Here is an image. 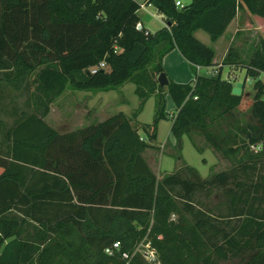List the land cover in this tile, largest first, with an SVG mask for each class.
<instances>
[{
	"label": "trees",
	"instance_id": "1",
	"mask_svg": "<svg viewBox=\"0 0 264 264\" xmlns=\"http://www.w3.org/2000/svg\"><path fill=\"white\" fill-rule=\"evenodd\" d=\"M146 4L165 27L138 29L136 0H0V88L17 94L31 76L35 87L29 111L12 106L0 151V264H264V0ZM239 13L263 23L245 67L256 86L244 120L235 112L243 93L231 94L230 75H198L196 67L213 66L215 52L194 36L200 30L217 41ZM174 49L195 79L160 87L162 58ZM237 58L229 49L223 64ZM100 63L104 69L88 72ZM126 83L139 100L130 115L119 111L70 131L44 119L67 86L100 91ZM166 96L175 108V145L187 135L197 146L193 138L201 136L228 169L202 178L177 157L172 172L152 171L142 153L169 118ZM151 97L153 120L138 123ZM199 193L214 194L217 205L195 199ZM116 241L119 248L105 253ZM141 242L156 250L157 263L135 251Z\"/></svg>",
	"mask_w": 264,
	"mask_h": 264
},
{
	"label": "rangeland",
	"instance_id": "2",
	"mask_svg": "<svg viewBox=\"0 0 264 264\" xmlns=\"http://www.w3.org/2000/svg\"><path fill=\"white\" fill-rule=\"evenodd\" d=\"M177 1L183 5H188L191 0ZM137 2L138 4H143L146 3V0H137ZM147 9L150 12L152 11L151 8ZM138 15L142 18L145 25L150 22L149 26L152 29L157 27L158 21L155 19L156 17L148 16L143 10H140ZM262 25L261 21L254 20L249 16L242 17L239 13L233 24L228 28L225 37L219 39L216 43H212L208 35L202 31L197 33L196 38L206 46L214 49V58L216 57L217 67L222 71V78H225L228 74L230 78L236 79V83L243 82L246 79L245 67L252 54V48L263 39ZM229 49L235 50L238 58L235 63L227 66L223 64V60ZM151 67V65L148 66L149 69ZM32 78L31 76L29 79V87L17 94L5 86L0 88V96L1 94L4 95V97H0V151L4 152L7 148L5 136L7 129L11 127L14 120L11 117L12 106L14 110L18 111L30 110L27 109L26 105L29 103L30 93L35 88L34 85L30 84ZM258 80L264 85V74H260ZM255 86L256 80L246 79L243 89V101L235 111L242 120L246 118L249 111ZM120 88L100 90L98 92H101V94L95 96V92H97L95 90L79 91L67 86L63 93L54 99L50 111L44 119L59 131H70L90 122L103 120L118 111H124L127 114L131 113L139 104V100L134 94V85L127 83ZM169 101L173 105L170 98ZM173 111H175V108ZM154 113V103L151 100L140 112L137 122L151 123ZM173 117L174 114L170 115L166 120L159 121L156 140H147V142L152 144V147L146 148L142 153V156L158 177H162L176 168L177 157L194 167L202 178H207L213 173L229 168L230 162L209 148L201 136L195 135L193 138L198 147L192 144L187 135L182 136L180 147L176 146V141L170 136L169 132ZM141 135L143 134L141 133ZM195 199H199L208 207H214L218 201L214 194L205 197L203 193L197 194ZM143 249H146V252L149 251L148 245L146 244ZM242 262L243 258H233L221 261L219 264H242Z\"/></svg>",
	"mask_w": 264,
	"mask_h": 264
},
{
	"label": "crops",
	"instance_id": "3",
	"mask_svg": "<svg viewBox=\"0 0 264 264\" xmlns=\"http://www.w3.org/2000/svg\"><path fill=\"white\" fill-rule=\"evenodd\" d=\"M137 1V0H136ZM147 1V0H146ZM175 1V4L176 3H179L177 0H174ZM180 5L182 6H186V5H183L181 3H179ZM140 5H144V8H140L138 10V12L140 10H143L145 11V13L148 15V16H151V17H156L155 19H157L158 21V25L157 27L155 28H151L149 26V23L147 22L146 25L144 24V21L142 20V18L138 15V12H137V16L139 18V23H140V26H143L145 29H147L148 31L150 32H155V31H158L160 29H162L163 27H165V22H164V17L163 15H160L151 5H147L146 3H143V4H140ZM147 8H151L152 11L151 12H154V13H151ZM234 21V20H233ZM233 21L230 23V25L227 27L225 33L223 36H221L219 39L225 37V35L227 34L228 32V28L233 24ZM200 31V30H199ZM199 31H196L194 33V36L197 37V33ZM203 32V31H202ZM207 35V34H206ZM218 39V40H219ZM217 40V41H218ZM217 41L215 42H212V43H216ZM201 42V41H200ZM213 49V48H212ZM214 50V49H213ZM216 51V50H215ZM225 54V53H224ZM216 58V57H215ZM215 58L213 59V66L211 67H208V68H204V67H201L199 70L196 69L197 73L199 76H205V71L206 69H211L213 70L214 68L217 67V61L215 60ZM162 67H163V70L166 74V77H167V80H170L171 82L175 83V84H179V85H188V84H191L193 83L194 79H195V75L193 74L192 72V69H191V65H189L183 58L182 56L179 54V52L177 50H171L169 51L168 53H166L163 58H162ZM222 72V71H221ZM222 74V73H221ZM228 76V74H227ZM127 84V83H126ZM126 84H124L123 86H125ZM132 84V83H131ZM133 85V84H132ZM122 86V87H123ZM121 87V88H122ZM120 88V89H121ZM134 90H135V86H134ZM114 91V90H112ZM121 91V90H120ZM243 93V91H242ZM101 94V92H95V96L96 95H99ZM153 101L154 103V109H155V99L154 97H151L150 99L147 100V102L145 103V105L150 102V101ZM165 100H166V111L169 113V116L170 115H173L174 114V107L173 105L171 104V102L169 101V97L166 96L165 97ZM144 105V107H145ZM144 109V108H143ZM143 111V110H142ZM173 111V112H171ZM119 112V111H118ZM124 112V111H122ZM116 113V112H115ZM125 113V112H124ZM127 114V113H125ZM127 115H130V113H128ZM139 116V115H138ZM138 116L136 118V120L138 119ZM101 121V120H100ZM139 122V121H138ZM141 123V122H139ZM146 124H150V123H146ZM170 132V131H169ZM141 133V132H140ZM171 136V134H170ZM156 138H157V135H156ZM155 138V140H156ZM148 139H146L147 141ZM149 143V142H148ZM151 144V143H150ZM152 145V144H151Z\"/></svg>",
	"mask_w": 264,
	"mask_h": 264
},
{
	"label": "built area",
	"instance_id": "4",
	"mask_svg": "<svg viewBox=\"0 0 264 264\" xmlns=\"http://www.w3.org/2000/svg\"><path fill=\"white\" fill-rule=\"evenodd\" d=\"M176 7L177 8H182L183 6L180 5L179 3H176ZM140 8H144V5H140ZM104 68H105L104 63H100L98 66L89 68L88 72L90 74H94V73H96V71L98 69H104ZM200 68L201 67H196L197 70H199ZM204 68H208V67H204ZM219 71H220L219 67H216L213 70L206 69L205 75H206V77H215L218 74ZM223 79H228V76H226ZM229 79H230V81L232 82V84L234 86L235 83H236V79H233V78H230V77H229ZM245 81H246V79H245ZM244 85H245V83H244ZM243 89H244V86H243ZM146 244L148 245V248H149V251H147V252L145 251L146 249H143ZM118 248H119V243H118V241H116V242H114L112 244V246L107 247L104 251H105V253L111 255L113 253V250L118 249ZM135 251L142 253V255L145 257V259L148 260L149 262H154L155 263L157 261V259H156V250L152 246H150L149 242H145V243L141 242L136 247ZM122 255H123V257H127L126 253H123Z\"/></svg>",
	"mask_w": 264,
	"mask_h": 264
},
{
	"label": "water",
	"instance_id": "5",
	"mask_svg": "<svg viewBox=\"0 0 264 264\" xmlns=\"http://www.w3.org/2000/svg\"><path fill=\"white\" fill-rule=\"evenodd\" d=\"M140 28V25L138 26V29ZM157 83L160 87H166L168 85L167 77L164 74H160L157 77ZM245 80L243 82H237L231 89V94L233 96H241L242 90L244 86Z\"/></svg>",
	"mask_w": 264,
	"mask_h": 264
}]
</instances>
